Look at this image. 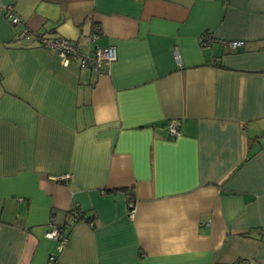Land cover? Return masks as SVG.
Masks as SVG:
<instances>
[{
  "label": "crops",
  "instance_id": "obj_1",
  "mask_svg": "<svg viewBox=\"0 0 264 264\" xmlns=\"http://www.w3.org/2000/svg\"><path fill=\"white\" fill-rule=\"evenodd\" d=\"M54 228L60 264H264V0H0V264H48Z\"/></svg>",
  "mask_w": 264,
  "mask_h": 264
},
{
  "label": "built area",
  "instance_id": "obj_2",
  "mask_svg": "<svg viewBox=\"0 0 264 264\" xmlns=\"http://www.w3.org/2000/svg\"><path fill=\"white\" fill-rule=\"evenodd\" d=\"M8 15L12 18V25L16 26L22 23L21 19L16 17L13 13V8L9 7L6 9ZM21 40L25 41H36L40 46L51 49L57 52L61 64L64 67H69L73 63H77L83 69H89L96 75H103L107 73L109 67H111L118 60V51L114 46L107 48L96 47L100 34L96 31L94 34L89 36L80 35L76 40H69L61 37H53L47 35L37 36L36 33L25 28L21 35ZM202 43L208 45L212 41L211 35L206 34L202 38ZM246 45L245 41H230L227 43V47L231 50H238L244 48ZM88 47L87 52H83L82 48ZM174 58L178 64H180V55L178 52L174 54ZM168 132L170 136L176 138L180 135L178 130V124L176 121H171L168 126ZM68 175L64 176L63 179L67 180ZM130 213L133 214L134 203L130 201ZM74 216L77 219V214L74 212ZM46 238L55 240L58 242L57 253L49 256L48 264H60L59 254L64 250L68 244V237L64 228H54L53 230L46 233Z\"/></svg>",
  "mask_w": 264,
  "mask_h": 264
},
{
  "label": "trees",
  "instance_id": "obj_3",
  "mask_svg": "<svg viewBox=\"0 0 264 264\" xmlns=\"http://www.w3.org/2000/svg\"><path fill=\"white\" fill-rule=\"evenodd\" d=\"M41 35V34H40ZM39 34H37V36H40ZM130 200H132V199H130ZM74 212L77 214V219L76 220H80V219H84V215L81 213V212H79L78 210H75V211H72V213L74 214ZM71 213V212H70ZM74 216V215H73Z\"/></svg>",
  "mask_w": 264,
  "mask_h": 264
}]
</instances>
